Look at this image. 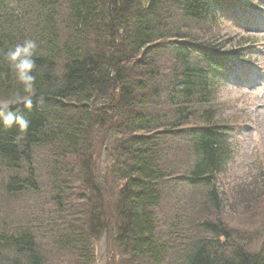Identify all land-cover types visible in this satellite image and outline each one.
<instances>
[{"label": "trees", "instance_id": "1", "mask_svg": "<svg viewBox=\"0 0 264 264\" xmlns=\"http://www.w3.org/2000/svg\"><path fill=\"white\" fill-rule=\"evenodd\" d=\"M232 1L0 0V92L21 88L3 53L33 39L44 98L21 106L30 125L20 141L0 126V190L41 201L30 226L0 222V264H94L112 223L124 264H264L262 230L230 229L217 185L234 126L218 95L227 65L251 63L256 43L220 37ZM105 155L113 163L101 172ZM179 184L205 199L190 207L203 216L190 226L197 238L162 215Z\"/></svg>", "mask_w": 264, "mask_h": 264}, {"label": "rangeland", "instance_id": "2", "mask_svg": "<svg viewBox=\"0 0 264 264\" xmlns=\"http://www.w3.org/2000/svg\"><path fill=\"white\" fill-rule=\"evenodd\" d=\"M253 21L259 23L264 31V20L260 19V15H249L248 22ZM228 35L236 38L237 43L240 38L246 36V33L241 29L224 25L220 37L226 38ZM257 39L261 41V47L257 51V59L254 62L257 67L251 70L243 68L241 73L243 78H234V81L224 86L223 91H220L218 95L220 107L227 109L223 114L224 119L230 125H234L232 127L234 131L228 134L231 160L219 177L217 185L223 193L222 200L225 206V214L221 217L228 227L245 234L261 229L262 233L258 234L260 239V236L264 234L262 229L264 223V32L258 34ZM230 47L234 48V44L231 43ZM240 72V69H236L229 75L232 77ZM47 157L45 150H37L35 161L39 168L40 165L43 166ZM112 163L113 159L111 160L110 157L108 159L105 155L99 169L102 172ZM39 174L42 177L45 173ZM178 188L179 190L170 191L171 198L167 197L162 215L170 219L180 216L185 227V234L190 230L197 238V231L190 226H193L194 218H203V216L198 215L196 208L193 210L190 207L194 204H204L205 199L200 197L202 193L199 190L191 189L186 185L182 188L180 184ZM244 193L248 198L240 195ZM191 197H195V200ZM40 206L41 201L37 194L28 193L11 197L0 190V222L5 223L12 230L36 221L41 216ZM208 212L210 213L209 207ZM115 232V225L112 223L95 241L94 264H124L126 261L125 256L114 245ZM262 241L264 239L260 241L256 239V242ZM47 251L53 252L51 248L45 249L48 254ZM48 259V264L58 262L54 255H49ZM63 264H75V262L74 259L68 258Z\"/></svg>", "mask_w": 264, "mask_h": 264}, {"label": "clouds", "instance_id": "3", "mask_svg": "<svg viewBox=\"0 0 264 264\" xmlns=\"http://www.w3.org/2000/svg\"><path fill=\"white\" fill-rule=\"evenodd\" d=\"M37 49L38 44L35 40L24 39L3 53V60L21 88L7 93L0 92V126L7 129L16 127L17 142L23 139V134L30 125V121L21 114V106L24 110L30 111L34 102L36 104L44 102L43 96H40L38 100L35 99L37 89L36 76L33 73L36 69ZM13 108L15 110H12Z\"/></svg>", "mask_w": 264, "mask_h": 264}]
</instances>
